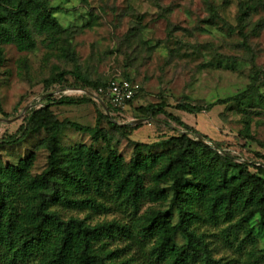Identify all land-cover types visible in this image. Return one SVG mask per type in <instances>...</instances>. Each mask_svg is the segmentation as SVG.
Listing matches in <instances>:
<instances>
[{
    "label": "rangeland",
    "instance_id": "374dc122",
    "mask_svg": "<svg viewBox=\"0 0 264 264\" xmlns=\"http://www.w3.org/2000/svg\"><path fill=\"white\" fill-rule=\"evenodd\" d=\"M210 1L215 14L206 0H49V9L65 28L64 38L70 42L77 63L63 57L60 49H51L45 37H35L37 46L32 52L4 46L0 63V143L5 136L16 134L33 111L48 103L43 96L51 94L53 100L58 99L63 88L75 87H69L75 83L71 75L65 77L67 86L45 88L44 82L74 71L77 65L92 81L126 79L138 84L142 93L126 112L111 111L109 120L102 119L99 125L98 111L107 115L100 103L53 106L61 122L88 129L99 126L110 138L108 147L102 137L95 141L92 134L66 125L59 135L64 152L80 144L92 146L103 155L112 148L126 162L132 159L138 143L147 146L145 155L166 152L168 141L186 131L163 115L142 120L141 129L129 137L114 126L136 127L140 108L163 102L167 112L218 143L220 150L211 147L220 155H229L237 163L264 165V160L257 157L264 156V0H259L257 14L245 23L239 21V5L244 0ZM60 46L65 45L61 42ZM181 102L212 107L209 112L187 114L175 109ZM46 137L45 130H40L30 133L19 145L0 147L2 165H18L36 153L33 174H41L47 167L48 153L39 144ZM158 166L155 164L153 171ZM107 207L106 214L89 213V223L127 226V232L106 241L107 249L116 252L115 261L163 264L151 255L153 240L142 234L137 223L150 210H166L167 205L145 200L136 211L107 199ZM61 212L65 218L86 217ZM205 219L206 214L201 213L193 228L216 261L246 264L251 253L264 247V230L258 227V219L254 222L256 243L249 242L243 232L234 233L228 224L215 225ZM184 243L178 236L177 244ZM0 264H11L2 251Z\"/></svg>",
    "mask_w": 264,
    "mask_h": 264
},
{
    "label": "trees",
    "instance_id": "16d2710c",
    "mask_svg": "<svg viewBox=\"0 0 264 264\" xmlns=\"http://www.w3.org/2000/svg\"><path fill=\"white\" fill-rule=\"evenodd\" d=\"M258 2L244 0L240 3V23L257 14ZM206 4L215 14L212 2L206 0ZM65 32L50 11L49 0H0V63L4 46L14 45L22 53L32 52L36 50L35 37L38 36L45 37L51 49H60L63 57L76 64L71 44L64 38ZM61 42L65 46L59 47ZM67 75L75 78V83L69 87L96 93L106 103L109 113L115 110L100 90L105 92L112 82L132 83L126 79L104 83L92 81L76 65L74 71L57 74L45 81L44 87L67 86ZM141 93L140 87L136 97L116 111L126 112ZM87 102L95 103L88 97L63 96L54 100L50 97L42 108L31 113L16 134L5 136L0 143V147L15 146L30 133L40 130L47 133L39 144V148L48 153L47 167L41 174H33L36 153L18 165L3 166L0 158V252H4L11 264L19 261L32 264H129L125 261L117 263L116 252L107 249L106 242L127 232V226L117 222L89 223V213L108 212L107 199L131 206L136 211L145 200L167 205L166 210H150L137 223L142 234L153 240L151 255L163 264H224L212 258L207 244L193 228L201 213L206 214L205 221L215 225L228 224L234 233L243 232L249 242L256 243V219L258 227L264 230V165L237 163L229 155H220L218 143L167 112L163 102L140 108L141 114L136 120L156 119L163 115L186 131L168 141L170 148L166 152L145 155L143 150L147 146L138 143L130 162L112 148L103 155L92 146L80 144L64 152L59 135L66 125L92 134L95 141L102 137L108 147L111 145L107 132L99 126L88 129L64 123L53 111L56 105ZM211 107L181 102L175 109L198 115L209 112ZM102 119L109 120V117L98 111V125ZM114 126L127 137L142 127L141 124ZM190 134L197 138L201 135L205 143L196 141ZM257 157L264 160L260 154ZM155 164L159 166L153 171ZM60 209L86 214V217L65 218ZM178 236L185 241L183 245L177 244ZM246 264H264V247L251 253Z\"/></svg>",
    "mask_w": 264,
    "mask_h": 264
},
{
    "label": "built area",
    "instance_id": "2783aa9c",
    "mask_svg": "<svg viewBox=\"0 0 264 264\" xmlns=\"http://www.w3.org/2000/svg\"><path fill=\"white\" fill-rule=\"evenodd\" d=\"M139 91H140V86L138 84H134L128 81H123V82H112L108 90L104 92V90L101 89L100 93L106 94V96L110 100V106L112 107L113 110L116 111L120 108L123 109L129 101L133 100L136 97ZM88 92L84 91L75 94L86 95L87 97H91L93 99V97L90 96ZM101 101L107 108L106 103L102 99Z\"/></svg>",
    "mask_w": 264,
    "mask_h": 264
},
{
    "label": "water",
    "instance_id": "95a60500",
    "mask_svg": "<svg viewBox=\"0 0 264 264\" xmlns=\"http://www.w3.org/2000/svg\"><path fill=\"white\" fill-rule=\"evenodd\" d=\"M88 92L89 90H87V89H83V88H77V87H75V88H64L63 89V93H62V97L63 96H66V95H70V94H75V93H78V92ZM89 93V95L90 96H92L93 97V99L92 100H94L95 102H99L102 106H103V108L106 110V114H107V116L108 117H111V115H110V113L107 111V108H106V106L103 104V102L101 101V99H100V97L97 95V94H95V93H93V92H88ZM51 97V94H46L45 96H43V98H42V100L45 102L48 98H50ZM43 107V106H42ZM143 123V121L142 120H140V121H137L136 122V125H139V124H142ZM198 139H199V141L200 142H203V143H205V141L203 140V137L201 136V135H198ZM207 144V143H206ZM209 145V144H208Z\"/></svg>",
    "mask_w": 264,
    "mask_h": 264
}]
</instances>
